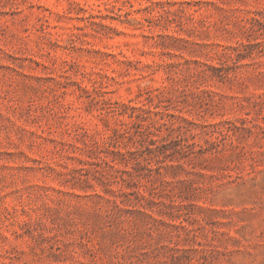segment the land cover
Returning <instances> with one entry per match:
<instances>
[{
	"label": "rangeland",
	"instance_id": "rangeland-1",
	"mask_svg": "<svg viewBox=\"0 0 264 264\" xmlns=\"http://www.w3.org/2000/svg\"><path fill=\"white\" fill-rule=\"evenodd\" d=\"M0 264H264V0H0Z\"/></svg>",
	"mask_w": 264,
	"mask_h": 264
}]
</instances>
